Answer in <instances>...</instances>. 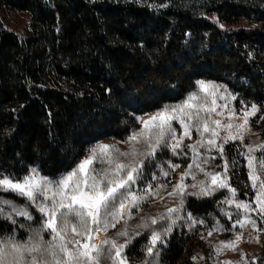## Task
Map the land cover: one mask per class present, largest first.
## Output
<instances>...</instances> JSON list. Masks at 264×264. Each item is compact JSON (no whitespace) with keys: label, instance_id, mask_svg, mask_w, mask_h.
<instances>
[{"label":"trees","instance_id":"obj_1","mask_svg":"<svg viewBox=\"0 0 264 264\" xmlns=\"http://www.w3.org/2000/svg\"><path fill=\"white\" fill-rule=\"evenodd\" d=\"M0 9L31 19L24 35L0 21L2 172L19 174L24 166L39 165L52 176L82 157L93 137L123 142L137 128L122 103L125 92L148 111L179 102L203 78L226 85L237 106L241 99L258 106L264 101V0H171L158 11L127 0H0ZM261 115L264 107L257 121ZM232 147L226 156L231 163L235 156L237 164L229 170V184L240 199L252 201L244 159ZM223 198L190 195L185 209L208 223L222 220L231 210L218 203ZM0 199L24 203L3 190ZM12 227L0 218V232ZM149 231L125 248L131 263H142ZM163 240L159 263L178 264L188 231L175 228Z\"/></svg>","mask_w":264,"mask_h":264},{"label":"snow or ice","instance_id":"obj_2","mask_svg":"<svg viewBox=\"0 0 264 264\" xmlns=\"http://www.w3.org/2000/svg\"><path fill=\"white\" fill-rule=\"evenodd\" d=\"M136 2L147 3L149 8L158 11L167 8L171 0H161L159 4L155 0L151 3L148 0ZM104 91L110 93L111 89L105 88ZM218 100L223 103L218 104ZM236 100V95L228 91L226 85L203 78L193 81L191 90L185 92L179 102L154 104L148 111L125 92L122 103L126 110H131L128 112L131 122L139 125L138 128H130L124 138L123 142L129 145L127 150L122 151L116 145L102 143L93 137L86 145L85 154L59 174H42L39 165L24 166L19 174L0 171V190L12 192L26 201L24 205H15L13 201L0 199V218L14 226L0 232V264H102V257L104 264H128L124 249L143 229L150 231L142 245L145 253L142 264H158L157 242L164 244L163 237L172 231L178 220H184L189 228L204 223L184 207L185 189L188 187L199 189L188 193L195 196H211L217 190L226 189L223 200L218 203L235 205L245 214L258 211L264 221V181L257 190L258 177L253 170L255 158L250 155L264 145L243 144L249 117L264 107V101L258 106L255 102L245 104L241 99L238 101L241 107L237 110L232 104ZM259 119L264 120V115ZM173 121L179 125V135ZM122 123L128 124L129 121ZM193 129L197 139L184 145L185 138L192 140ZM229 141H240L234 148L239 149L238 155L247 161L248 178L255 191V208L247 200L237 199V189L228 183L229 164L224 145ZM159 149L168 150L172 156L191 154L184 170L176 173L175 183L164 178H170L180 164L164 161L162 152L157 158ZM213 152L222 161L216 165L221 169L219 171L203 166L216 159ZM232 163L234 166L237 164L235 156ZM97 164L99 167L94 166ZM198 173L203 174V180L191 185L185 183L186 177L192 176L195 180ZM169 185L171 191L167 195L175 197V205H165L163 212L152 217H140L138 224L129 226L133 209L138 213L144 201L158 196L160 190ZM5 206L9 211L5 212ZM29 207L40 214L38 226L34 228L17 223L14 218L22 216L31 221L33 216L28 211ZM221 212L224 213L225 209L221 208ZM121 221L124 225L113 237L105 236L97 242L100 232L107 233ZM158 221L161 226L154 227ZM247 222L256 228V221L247 215L231 227L235 228L236 224L243 227ZM214 230L224 231V228L217 221L208 234ZM259 231H264V228ZM120 237H125L124 243L118 242ZM239 239L240 234L236 233L235 241ZM235 241H221L220 245L232 248ZM215 251L219 252L220 248L216 247Z\"/></svg>","mask_w":264,"mask_h":264},{"label":"rangeland","instance_id":"obj_3","mask_svg":"<svg viewBox=\"0 0 264 264\" xmlns=\"http://www.w3.org/2000/svg\"><path fill=\"white\" fill-rule=\"evenodd\" d=\"M95 2V0H92ZM127 2L132 3L136 2V0H127ZM137 3V2H136ZM149 3V0H148ZM139 4H146V3H139ZM0 21L4 23V25L9 28L10 30L20 34L24 35L26 31L30 29L31 26V19L30 17L25 14V13H20V12H13V11H4L0 9ZM228 89V88H227ZM228 91H230L228 89ZM231 92V91H230ZM218 104L223 103V101L218 100ZM232 104L235 106L237 110L241 107V105L237 106L236 101L232 102ZM257 115L250 116L249 117V124L247 128L244 130L243 133V144H251L253 146L257 145H264V126H261L260 122L261 120L257 121ZM236 123H239V120H235ZM173 126L177 128V133L179 135L180 129L179 125L173 121ZM139 125L137 124V128ZM223 134V133H222ZM197 139L195 129L192 130V140L189 141L187 138L184 139L183 144L187 145L188 143L194 142ZM110 145H116V147L120 148L122 151L127 150L129 145L124 142H102ZM240 141H229L224 145V152H225V157L228 161L229 168H228V183H229V170H232L233 163H231L228 160V157L226 156V148L229 146H233L232 149H234V152L237 156L239 149H235L234 145H239ZM185 152H188L187 148H184ZM203 151V149H201ZM161 152L163 153V160L168 161L171 160L173 163H179L180 167L175 170V173L169 178L166 177L164 178L165 180L170 179L171 183H175L176 181V173H179L184 170V168L187 166V164L190 162L191 154L189 153L188 156H172L171 153L166 150V149H159L157 151V158L161 156ZM212 155L216 156V159L212 161L211 163L207 165H203L205 168L209 170H221L217 169L216 165L221 164L222 161L220 157L213 152ZM253 156L255 159L253 160V170L255 175L258 177L256 181V188L257 190L260 188L261 181H264V147L261 148H256L254 152L250 154ZM240 157V156H239ZM242 158V157H241ZM245 162V167L247 170L248 174V168H247V161L244 160ZM147 164V161H146ZM95 167H99V165H94ZM167 167V164L164 165ZM148 173H146L147 175ZM158 174V170H157ZM204 176L202 173H198L195 176V180L193 179L192 176H188L185 178V183L188 185H191L197 181L203 180ZM249 179V178H248ZM248 190L252 191L255 197V191L252 188V182L249 180L248 183ZM171 191V185L169 187L161 189L160 193L158 196H155L154 198H150L146 201H144L141 204L140 211L136 213L135 209H133L134 215L131 220L128 221L129 226L136 225L139 223L140 217H152L156 216L158 213L164 211L165 205L167 206H173L176 203L175 197H169L167 195L168 192ZM198 188H192L188 187L185 189V194H186V199L190 196L188 193L192 192H198ZM226 189H220L214 192L213 194L216 193H222L223 197L226 194ZM13 194L19 199H22L24 203L19 204L16 203L15 205H24L26 203L25 199L23 197L17 196L16 194L9 192V191H4ZM212 194V195H213ZM162 197V198H161ZM199 197H203V195H200ZM185 199V202H186ZM237 199H240L237 196ZM12 201V200H10ZM248 203L255 208L256 203L253 198L252 201H248ZM229 206V205H228ZM185 207V204H184ZM231 210H229L226 213H230V217L227 214L223 215L222 220H216L212 219L210 220L211 223L206 222L204 220L203 224L197 223L193 225L191 228L187 226L184 220H178L176 223V226L173 227L172 231L175 228L178 227H185L186 230L189 233V243L186 246L185 249V254L182 257V260L179 261L178 264L182 263L184 259H190L191 262L194 264H264V251H263V245H264V231H259V229L264 228V221H262L258 215L257 212H251L249 211L247 214L244 213L242 209H237L235 205L229 206ZM5 212L9 211L7 206L4 208ZM36 214H33V212ZM28 211L32 213L33 219L31 221L25 220L24 217L22 216H15L14 218L16 219L17 223H35L37 222L39 218V213L35 211L34 208L29 207ZM245 215L251 217L252 220L256 221V228L253 229L252 225L250 222L244 223V226L241 227L240 224H236L235 228H232L231 225L235 223L237 220H244ZM9 223L8 220L1 218ZM219 222V225L223 226L224 231H219V230H214L212 231V234L209 235V230L212 229V226L216 223ZM10 224V223H9ZM158 227H160V222L158 221ZM12 225V224H11ZM124 225V221H121L116 224L115 227H111L108 229L107 233L100 232L98 234V240L103 239L105 236L108 237H113L115 233L121 229ZM143 230H139L140 233L143 232ZM20 231V230H19ZM239 233L240 234V239L238 241H235V234ZM44 236H47V233H44ZM125 237H120L119 243H124ZM221 241H235L234 247L229 248V247H224L220 245ZM161 244L157 242L156 248L159 249ZM163 246H166V242L164 241ZM219 247L220 251L216 252L215 248ZM125 251V249H124ZM160 253L161 250L159 249V257H158V264L160 261ZM195 257V259H193ZM103 258V257H102ZM101 258V259H102ZM128 260V258H127ZM128 264H142V263H131L128 260Z\"/></svg>","mask_w":264,"mask_h":264}]
</instances>
